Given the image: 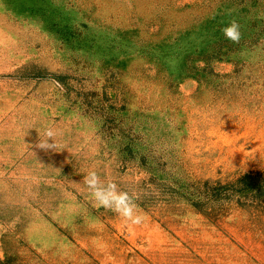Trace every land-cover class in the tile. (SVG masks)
Wrapping results in <instances>:
<instances>
[{"label":"rangeland","instance_id":"1","mask_svg":"<svg viewBox=\"0 0 264 264\" xmlns=\"http://www.w3.org/2000/svg\"><path fill=\"white\" fill-rule=\"evenodd\" d=\"M0 264H264V0H0Z\"/></svg>","mask_w":264,"mask_h":264},{"label":"clouds","instance_id":"2","mask_svg":"<svg viewBox=\"0 0 264 264\" xmlns=\"http://www.w3.org/2000/svg\"><path fill=\"white\" fill-rule=\"evenodd\" d=\"M221 32L226 39L233 43H239L241 32L237 21L232 20L228 25L222 27ZM58 135L56 129L46 128L42 134H39L36 147L43 150H56ZM83 184L95 207H102L113 212L129 227L142 225L146 221V216L139 211L136 203L139 196L136 193L123 190L115 180L102 179L95 170H89L83 176Z\"/></svg>","mask_w":264,"mask_h":264}]
</instances>
